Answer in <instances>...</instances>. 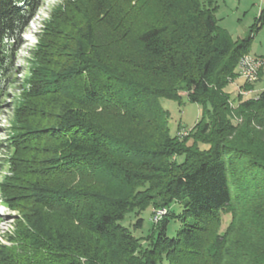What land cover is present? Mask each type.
Masks as SVG:
<instances>
[{"label": "trees", "instance_id": "trees-1", "mask_svg": "<svg viewBox=\"0 0 264 264\" xmlns=\"http://www.w3.org/2000/svg\"><path fill=\"white\" fill-rule=\"evenodd\" d=\"M217 9L80 0L55 13L8 140L13 178L0 188L24 221L0 264H264V91L235 109L226 92L264 11L234 40ZM35 10V0H0V111L10 43ZM183 95L203 118L182 139L161 100ZM176 203L182 213L155 225L147 248L122 225Z\"/></svg>", "mask_w": 264, "mask_h": 264}, {"label": "rangeland", "instance_id": "rangeland-1", "mask_svg": "<svg viewBox=\"0 0 264 264\" xmlns=\"http://www.w3.org/2000/svg\"><path fill=\"white\" fill-rule=\"evenodd\" d=\"M35 1L36 10L29 17L26 26L16 37V40L10 43L12 46L11 70L7 73L6 80L4 78L1 83L4 97L0 111V186H8L13 178L9 161L13 158L14 152L11 149L8 150V140L12 135L13 126L17 122V110L25 100L24 90L28 87V81L36 63V53L41 42L45 40L46 27L53 25L56 12L61 10L63 13L65 12L66 4H73L80 0ZM216 5L218 7L216 18L219 26L227 30L234 40L246 38L256 24L257 18L264 11V0H216ZM249 54L261 58L259 60L261 65H259L256 77L251 81L247 79L246 82L242 79V74H238L237 80L227 87L226 92L230 94L231 105L234 109L239 106L240 102L253 99L261 91H264V27L255 35ZM260 71L263 74L258 77ZM236 72L238 71L236 70ZM246 84L250 88L244 89ZM244 91L245 93H243ZM161 104L169 112V128L173 137L182 139L187 137L189 132L203 118V108L192 103L186 95H183L181 103L162 99ZM241 122V118L234 116V124ZM183 132H186V135ZM199 147L201 149L208 148L207 145L203 144H200ZM180 160L182 161V158ZM8 202V197L2 194L0 188V255L5 248L15 244L14 239L19 225L24 221L22 212L12 208ZM161 209H167L170 214L180 215L183 207L176 203L171 209L169 207H155L140 214L133 212L128 214L122 222V225L128 228L136 238L142 239L143 248L148 247L147 238L153 235V231L156 232L157 229V226L152 223L151 217L154 211ZM170 214L166 215L165 218L169 217ZM139 219L143 220V226L136 229L134 226ZM230 219L229 214H223L222 230H225L229 225ZM180 228V220L178 218L171 219L168 226V236L174 238Z\"/></svg>", "mask_w": 264, "mask_h": 264}, {"label": "built area", "instance_id": "built-area-1", "mask_svg": "<svg viewBox=\"0 0 264 264\" xmlns=\"http://www.w3.org/2000/svg\"><path fill=\"white\" fill-rule=\"evenodd\" d=\"M259 57H254L251 55H245L240 60L237 71L238 74H242V79H244L247 82V77H253V71L257 70L258 64H259ZM245 93V91L243 92ZM184 135H186V132H183ZM169 211L167 209H161L154 211L151 221L153 224L157 225L159 224L166 215H168Z\"/></svg>", "mask_w": 264, "mask_h": 264}, {"label": "bare ground", "instance_id": "bare-ground-1", "mask_svg": "<svg viewBox=\"0 0 264 264\" xmlns=\"http://www.w3.org/2000/svg\"><path fill=\"white\" fill-rule=\"evenodd\" d=\"M260 60V59H259ZM259 65H261V62H259V64H258V68H259ZM258 68H257V70H258ZM260 68H262V66H260ZM257 70H255V71H253V77H247V79L248 80H252V79H254L255 77H256V73L259 71H257ZM259 75V74H258ZM259 77V76H258ZM246 95V94H245ZM248 95V94H247ZM244 96V95H243Z\"/></svg>", "mask_w": 264, "mask_h": 264}]
</instances>
